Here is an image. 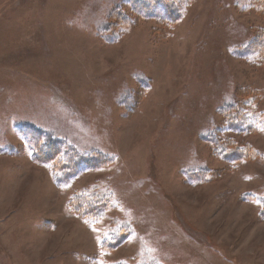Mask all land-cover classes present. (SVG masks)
<instances>
[{
  "label": "rangeland",
  "instance_id": "1",
  "mask_svg": "<svg viewBox=\"0 0 264 264\" xmlns=\"http://www.w3.org/2000/svg\"><path fill=\"white\" fill-rule=\"evenodd\" d=\"M124 2L0 0V264H264V2L192 0L171 28ZM232 100L247 129L224 127ZM33 130L112 160L55 179ZM84 190L113 203L96 221Z\"/></svg>",
  "mask_w": 264,
  "mask_h": 264
},
{
  "label": "trees",
  "instance_id": "2",
  "mask_svg": "<svg viewBox=\"0 0 264 264\" xmlns=\"http://www.w3.org/2000/svg\"><path fill=\"white\" fill-rule=\"evenodd\" d=\"M131 12L143 20H154L158 23H164L165 26L173 27L181 19L184 11L190 6L192 0H124ZM264 2V0H262ZM122 12V11H121ZM125 12L120 13L124 17ZM120 17V16H119ZM113 21V20H111ZM111 23V22H110ZM127 21L121 22V28H128ZM113 32V26L110 25ZM117 32H113L115 35ZM113 39V38H112ZM264 46L263 40H258ZM259 47L258 43L253 44ZM250 48L249 46L245 47ZM219 110L224 119L226 129L236 131L240 128L247 129V122L251 119V114H247L245 109L234 100L220 106ZM34 131V130H33ZM34 135H25L23 138L27 146L31 149L32 157L35 161L45 163L50 166L55 174V179L65 180L73 175L78 167L86 166L89 169L103 167L112 160L109 155L97 153H80L73 145L64 140L57 139L41 131H34ZM215 153L223 160L235 162L240 159H252L256 151L243 145H236L232 139L221 140L213 138L211 140ZM206 171L199 169L190 172L189 176L195 178H206L203 176ZM261 207L259 214L264 217V197L260 199ZM71 208L81 217L96 221L103 214L111 209L113 203L109 196L96 194L95 191L86 190L75 193L70 199ZM128 231L111 232L107 238H104L102 244L108 249L121 244L123 239L128 236ZM145 264H158L156 262Z\"/></svg>",
  "mask_w": 264,
  "mask_h": 264
}]
</instances>
